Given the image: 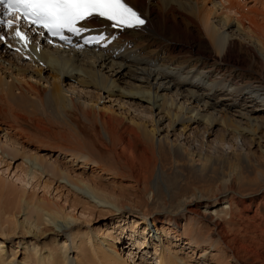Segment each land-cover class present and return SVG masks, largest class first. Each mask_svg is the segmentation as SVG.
<instances>
[{"label":"bare ground","instance_id":"obj_1","mask_svg":"<svg viewBox=\"0 0 264 264\" xmlns=\"http://www.w3.org/2000/svg\"><path fill=\"white\" fill-rule=\"evenodd\" d=\"M218 1L125 0L146 18L145 24L137 30L123 31L104 51L52 46L43 41V36L24 27L29 42L25 45L19 41L22 51L13 52L10 41L0 43V50L5 52L0 51V126L6 124L7 134L15 131L28 137L21 133L22 127L29 136L45 130L52 136L55 126L59 129L73 124L82 134L75 138V144L67 143L74 150L69 155L71 162L89 160L94 154L105 161L103 157L113 152V144H122V150H126L128 145L138 143L145 151L157 152L163 166L167 163L168 151L159 139H154L158 126L154 133L115 114L98 111L96 105L86 107L67 93L63 81L59 82L64 78L144 101L163 112L169 118V126L184 122L185 130L188 125L204 123L211 129L218 124L226 135L264 141V0ZM101 24L95 20L84 26ZM12 53L42 66L32 64L40 76H27V63L19 65L5 59ZM46 71L59 78L49 88L46 78L41 82ZM47 106L61 114L60 122L47 117ZM38 112L44 116L39 117ZM122 132L132 135L126 143ZM103 135L111 140V147ZM28 160V168L18 174L17 171L15 182L11 181H17L21 188L17 206L24 219L18 222L16 212L10 217L5 216V211L0 213L4 214L0 216V264H264V171L256 167L251 176L230 166L213 190H195L173 199L174 204L163 201L138 207L113 203L89 180L74 179L66 168L49 165L52 170L48 173H59L60 179L73 185L81 196L95 199L100 206L111 205L118 217L137 218L136 228L149 222L158 231L159 248L154 246L149 252L143 248L148 235L152 236L150 227H143L140 234L138 229L133 230L141 238L137 241L141 257L134 260L131 255L133 262L126 263L114 242L96 244L98 237L107 236L109 231L93 237L91 229L80 227L87 226V221L65 213L64 207L46 197L49 184L42 187L44 196H31L33 193L28 190L35 187L30 182L36 178V171L46 170L41 158L33 155ZM125 208L135 211L122 213ZM181 219L186 220L183 228ZM157 223L162 227L158 229ZM194 223L204 224L200 226L205 229L204 236L195 235L194 227L199 226H192ZM17 229H25L34 239L48 233L53 234L50 242L64 240L56 247H31L17 261L12 252L3 249L5 243H18L13 242ZM71 244L76 249L74 255Z\"/></svg>","mask_w":264,"mask_h":264},{"label":"rangeland","instance_id":"obj_2","mask_svg":"<svg viewBox=\"0 0 264 264\" xmlns=\"http://www.w3.org/2000/svg\"><path fill=\"white\" fill-rule=\"evenodd\" d=\"M215 1L217 2L218 0ZM0 51L5 53L3 49ZM5 59L12 60L19 65L27 63L26 65L29 66H27L29 69L28 72L25 70L26 75L33 76L32 78H34V76L37 78L40 76L37 74L39 73L37 71L38 69L32 67V64H37L36 62L31 63L27 59L17 58L14 53L5 57ZM37 66L42 67L39 64H37ZM43 76L44 78L41 82L46 78L48 81L46 85L47 88L50 87V83H57L59 79L55 78L50 71H46ZM60 80L63 81L62 86L66 88L65 90H67V93L74 99L82 103L84 102L86 107H94L93 105H96L95 108H97L98 111L115 114L131 125L139 124L142 129H152L153 132L155 126H158L159 131L154 135V139H159L162 148L169 152H167L169 157L166 161L167 163L163 166L160 163L157 152L153 154L145 151L138 143L128 145L126 150H122V144L117 143L113 144V146H115H112V148V144L110 143L111 140L106 138V135H103V140L111 147V149H109H114L113 152L116 153L115 156H113L114 153L110 151V153L112 152L111 154L107 157H103L105 161L94 154V157L89 158V160H73V162H71L73 158H70L69 155L74 153V150L72 146H68L67 143L75 144V138L80 137L82 134L80 129L73 124L65 125L59 129L55 126L52 136L48 134L47 130H45L44 133L37 131L34 136H29L27 132L25 133V128L22 127L21 133L23 135H28V137H23L20 136L19 132L15 131L7 134L6 130H4L6 124L2 123L0 126V213L5 211V216L10 217L16 212L14 216L18 222L22 221L25 217L17 206V199L21 188L18 186L19 184L17 181L15 184H12L11 181L15 182L14 177L17 171L18 174L22 169L25 170L28 168L30 164L28 160L29 157L35 155L41 158L45 164L44 169L46 172L40 169L36 171V178L32 179L33 181L30 182H33L35 187L33 190H28L33 193L31 196L35 198H40L42 195L44 196L45 192L42 187L44 184H49V192L45 194L46 197L50 198L51 201H55L59 206L64 207L65 213L73 214L87 221V226L80 227L82 229H91L90 231L93 237H96L95 235L99 232L107 233L109 231L107 236L112 237V239L107 236H101L98 237V242L96 241L97 243H95L102 246L103 241L110 243L114 242L124 262L131 263L133 262L131 260V255L134 260L137 258V260H139L141 257V252H139L137 246V241L141 240V238L135 234L133 230L138 229L137 233L140 234L143 227H150V234H152V236L150 237V235H148L149 240H145L147 242L144 244L143 248L147 249L146 251L149 252H153L155 247L159 248L158 244H160V242L157 240L158 238L156 236L159 234L158 231L154 230L149 222L148 224L143 223L139 225L140 227L138 226L136 228L135 224L137 223L138 225L139 222L137 218L129 217V215L126 217H118V214L113 212V207L111 208V205L105 204V206H103L102 204V206H100V203L95 199L90 201L81 196L73 185L66 182L64 179H60L59 173H48V171L52 170L50 166L56 167L58 165L60 168H66L74 179L84 178L86 181L89 180L88 182L98 188L101 193L111 198L110 200L113 203L124 202L138 207H148L163 201L173 203V199L187 195L195 190H213L222 174L226 172L230 166L234 167L236 170H241L245 174H251V176L253 172H255L254 167L260 171H264V141L255 140L252 142L248 137H242L240 135L234 137L231 134L226 135L222 127L218 124L211 129L209 126H207V128L204 123L188 125L185 130H183L184 125H182L184 122L169 126V118L163 112L160 113L158 109L151 108V106L144 101L132 100L125 95L121 96L115 90L112 91V94H109V92L100 90L92 84H81L77 81L64 78L59 79V82ZM29 81L34 82L33 79ZM117 84L126 88L123 83ZM72 86L73 89L75 88L74 91ZM47 112L49 114L47 117L50 116L52 121L60 122L61 114L55 108L47 106ZM38 113L39 117L44 116L41 115L42 112ZM158 118L159 121L156 123L155 119ZM205 128L210 132L209 134H207L208 131L206 132ZM16 130L20 131L18 127ZM121 135L125 140L124 143L132 137V135H129V137L128 134L124 132H122ZM11 141H15V143L12 145L10 143ZM9 146L15 147L19 152L15 153ZM129 151L131 155H129ZM188 152H191V155H187ZM106 159L108 161H106ZM112 159H115L114 162ZM45 161H47V163H45ZM27 178L28 176L24 177V179ZM144 185H146V188H144ZM28 186L29 184L26 185V188ZM134 211V209L128 210L125 208L122 213H131ZM0 216L2 217L4 214ZM185 222L186 220L180 225L182 228ZM155 225L158 229L162 227V225L158 223ZM195 225L199 226L197 228L194 227L195 230L197 229L195 235L204 236L205 229L200 227L204 226V224H192V226ZM51 237H53V234L48 236V233H46L45 236H39L37 239H34L33 234L26 233L25 229L23 231L17 229L13 237V242L18 241V243H5L7 246L3 247V249L5 248L8 253L12 252L11 254L14 255V260L21 261V258H24L23 252H30L36 245L39 247L41 246L42 249L49 248L53 245L56 247L64 240L63 238L59 242L54 243L50 242ZM155 237L156 239H154ZM202 239L204 240V238ZM45 240H49V244H44L43 241ZM103 247L107 248V246ZM73 248L75 247L72 245L71 250H73L74 255L76 249ZM133 252L136 253L135 257ZM24 260H27V258Z\"/></svg>","mask_w":264,"mask_h":264},{"label":"snow or ice","instance_id":"obj_3","mask_svg":"<svg viewBox=\"0 0 264 264\" xmlns=\"http://www.w3.org/2000/svg\"><path fill=\"white\" fill-rule=\"evenodd\" d=\"M93 16L111 21L112 27H138L144 23L125 0H0V27L11 30L14 38L25 45L29 37L22 25L37 26L66 40L65 31L75 35L88 31L77 25Z\"/></svg>","mask_w":264,"mask_h":264}]
</instances>
